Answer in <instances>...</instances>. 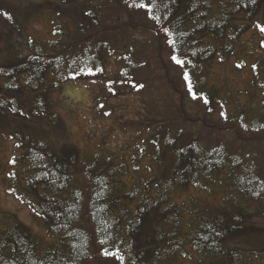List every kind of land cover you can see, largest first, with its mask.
Masks as SVG:
<instances>
[{
  "label": "trees",
  "instance_id": "1",
  "mask_svg": "<svg viewBox=\"0 0 264 264\" xmlns=\"http://www.w3.org/2000/svg\"><path fill=\"white\" fill-rule=\"evenodd\" d=\"M40 7L34 20L46 28L41 34L8 41L17 25L0 37L7 38L0 122L23 120L10 132V163L21 174L12 193L44 218L47 232L37 235L4 214L0 264H89L93 257L97 264H264V229L255 227L264 221V153L244 152L253 136H264V0H62ZM254 28L259 51L237 66L251 76L249 98L225 116L238 101L230 91L221 96L213 69L236 56ZM147 33L153 38L144 41ZM158 39L170 53L167 70L179 73L170 91L153 85L163 67ZM72 83L98 84L91 88L98 106L138 97L137 119L126 121L142 142L131 159L109 151L107 138L82 153L26 126L24 119L50 115L52 94ZM175 102L180 110L171 109ZM193 102L203 115L190 116ZM229 130L239 138L228 140ZM242 242L246 248L233 246Z\"/></svg>",
  "mask_w": 264,
  "mask_h": 264
},
{
  "label": "rangeland",
  "instance_id": "2",
  "mask_svg": "<svg viewBox=\"0 0 264 264\" xmlns=\"http://www.w3.org/2000/svg\"><path fill=\"white\" fill-rule=\"evenodd\" d=\"M42 3L48 4L52 9L54 6H59L62 0H0V37L3 32L11 28L15 29L17 25L20 26V30L16 32V35L8 38V41L15 42V38L22 40L27 34L30 35V33L37 36L41 34L46 28L39 20L37 21V19H35V21L34 17L38 14V10L41 8L40 4ZM33 10H35V12ZM26 18L27 20H25ZM148 27L149 26H146V28ZM255 30L257 29H251L242 37L236 56L226 60L222 64L217 63L214 66V82L221 86V96L230 98L232 95L231 99H233V102L234 100H236V102L238 101V104L235 105V112L223 110L225 116L236 114V107H240L249 98L248 94L251 89V76L248 69L243 72L237 71V66L243 61L250 64L251 55L257 54L259 51L258 44L260 42V36ZM148 31L150 30L148 29ZM152 38L153 35L150 33L144 35V41ZM6 40L0 42V48L5 46ZM158 41L155 40L154 42L155 44H159L158 49H161L160 62H162L163 67L160 73L154 74L152 78L153 85H157L156 87L158 88H161V85H163V87L166 86L167 91H170L171 87L169 82L171 80H176L179 73L177 71V73H172V71L167 70L166 65L168 61L166 58L169 57L168 54L170 53L165 43L160 39H158ZM151 45H153V41ZM19 46L24 48L23 45ZM3 59L4 55H0V64L3 62ZM97 85L96 83H72L61 85L59 90L53 93L51 97L52 110L50 115L57 114L58 122H53L50 115H45L42 119H34L33 121L32 119H24V122L27 123L26 126L28 127L32 124L39 127V130L46 134L40 136L51 143H73L79 147L82 153L96 148L97 144L101 143L102 139L107 138L109 142L106 148L109 151H115V153L125 155L126 158L131 159L132 155L137 151L139 144L142 142L131 133L126 121L129 120L131 122L132 120H136L138 116L137 111L142 108L143 105L135 95L123 96L110 101V105L116 109L111 116L106 117L104 116V112L110 105L105 106L103 104L102 106H98L96 105L97 102H94L95 98L93 89L91 88L99 90V85ZM228 91L232 92V94H226ZM165 94H167L166 91ZM257 98L260 97L257 96L256 99ZM179 105V102H175L173 106H170L172 110H180ZM186 106V110L189 111L190 116L196 111L197 114L202 113H200V105L194 102L188 103ZM259 111L260 110L257 111L258 114ZM203 114L204 113H202V115ZM219 115H216V118L221 120ZM21 123H23V120L19 116L7 118L0 122V219L6 213L15 214L33 233L37 235H46L47 231L44 218L34 213L29 206L23 204L16 195L12 193V189L14 185L18 183L21 174L18 171V167L10 163L13 155L16 154V139L10 136V132L14 128L20 126ZM214 123L216 124V121H214ZM123 127L126 128V130L123 131ZM186 128H188V126H186ZM237 136L238 133L234 130H229L227 133V139L231 141L237 140L239 138ZM253 139L255 140L250 142L249 147L244 152H250V150L252 151L254 148L258 147L260 151L264 153V136L258 139H256V136H253ZM257 155L263 158L260 153ZM139 175L142 176V172L136 174L135 178L140 177ZM255 227L264 229V221L257 220ZM233 246L246 248L247 244L242 242ZM89 264H97L96 258L93 257Z\"/></svg>",
  "mask_w": 264,
  "mask_h": 264
},
{
  "label": "snow or ice",
  "instance_id": "3",
  "mask_svg": "<svg viewBox=\"0 0 264 264\" xmlns=\"http://www.w3.org/2000/svg\"><path fill=\"white\" fill-rule=\"evenodd\" d=\"M145 7H147V5H144ZM173 59H176V57H173ZM178 63H182V61L177 60Z\"/></svg>",
  "mask_w": 264,
  "mask_h": 264
},
{
  "label": "bare ground",
  "instance_id": "4",
  "mask_svg": "<svg viewBox=\"0 0 264 264\" xmlns=\"http://www.w3.org/2000/svg\"><path fill=\"white\" fill-rule=\"evenodd\" d=\"M0 55H4V57H5V52L2 53V50L1 49H0Z\"/></svg>",
  "mask_w": 264,
  "mask_h": 264
}]
</instances>
